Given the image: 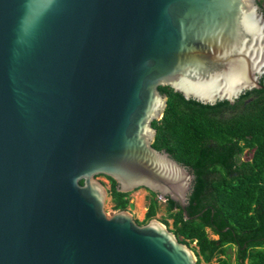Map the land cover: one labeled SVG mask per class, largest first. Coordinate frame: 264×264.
<instances>
[{"label": "water", "instance_id": "water-1", "mask_svg": "<svg viewBox=\"0 0 264 264\" xmlns=\"http://www.w3.org/2000/svg\"><path fill=\"white\" fill-rule=\"evenodd\" d=\"M257 0H0V264H195L107 189L185 206L194 174L152 143L167 101L261 88ZM205 210V209H203Z\"/></svg>", "mask_w": 264, "mask_h": 264}, {"label": "trees", "instance_id": "trees-1", "mask_svg": "<svg viewBox=\"0 0 264 264\" xmlns=\"http://www.w3.org/2000/svg\"><path fill=\"white\" fill-rule=\"evenodd\" d=\"M257 2L264 13V0ZM260 83L261 88L246 90L233 103L167 101L161 118L151 123L156 130L153 147L194 174L185 209L188 216L202 213L186 218L174 201L165 202V209L178 240L188 246L195 242V264L213 259L216 264H264L263 77ZM245 149L251 157L241 160ZM107 179L112 208L126 209L130 192L118 191L115 180ZM157 207L151 196L140 223L150 220ZM207 228L218 238L209 237ZM231 244L236 246L235 261L228 253Z\"/></svg>", "mask_w": 264, "mask_h": 264}, {"label": "rangeland", "instance_id": "rangeland-1", "mask_svg": "<svg viewBox=\"0 0 264 264\" xmlns=\"http://www.w3.org/2000/svg\"><path fill=\"white\" fill-rule=\"evenodd\" d=\"M262 77L264 78V74L262 75ZM250 157H251V151H244V153L242 154L243 159H249ZM94 178L96 180L101 181L104 184L105 188L107 189V193H106V196L104 198V203L106 205V208H107L109 214L112 215L113 213L119 211V210H114L112 208L111 196L108 193L109 188H110L109 180L105 177H101V176H97V175H95ZM150 197H151L150 195H147V194H145V193H143L137 189L133 190L129 194V199H130L129 202L132 201L134 203V208L131 210V213L133 215V218L139 224H141L140 222H143V220L146 217L147 206L150 202ZM157 202H158V200H157ZM142 211H143V213H142ZM152 218H155L161 222L164 219L167 222V227L170 229L172 228V218H170L167 215V211L165 209V203L158 202V207L156 208V212ZM206 230L208 232L209 237H211V238L217 237L216 235H214L212 233V231L209 228H207ZM193 246H195V242H193L190 247H193ZM228 253L231 256V260L235 261L236 248L235 247L229 248ZM201 264H204V263L201 262ZM210 264H216V260L213 259Z\"/></svg>", "mask_w": 264, "mask_h": 264}, {"label": "flooded vegetation", "instance_id": "flooded-vegetation-1", "mask_svg": "<svg viewBox=\"0 0 264 264\" xmlns=\"http://www.w3.org/2000/svg\"><path fill=\"white\" fill-rule=\"evenodd\" d=\"M262 78V77H261ZM261 78H260V80H261ZM244 151H249V150H247V149H245ZM244 153V152H243ZM241 160H246V159H243L242 158V155H241ZM187 167V166H186ZM188 169H190L189 167H187ZM190 171L192 172V170L190 169ZM193 173V172H192ZM213 233V232H212ZM214 235H216L217 237L216 238H218V234H215V233H213ZM226 246H227V244H226ZM231 247H235L236 248V246L234 245V244H231L230 245V247L229 248H231ZM236 256V255H235Z\"/></svg>", "mask_w": 264, "mask_h": 264}, {"label": "built area", "instance_id": "built-area-1", "mask_svg": "<svg viewBox=\"0 0 264 264\" xmlns=\"http://www.w3.org/2000/svg\"><path fill=\"white\" fill-rule=\"evenodd\" d=\"M157 200H158V202L165 203V201H162V200H160V199H157Z\"/></svg>", "mask_w": 264, "mask_h": 264}, {"label": "bare ground", "instance_id": "bare-ground-1", "mask_svg": "<svg viewBox=\"0 0 264 264\" xmlns=\"http://www.w3.org/2000/svg\"><path fill=\"white\" fill-rule=\"evenodd\" d=\"M142 213H143V211H142Z\"/></svg>", "mask_w": 264, "mask_h": 264}, {"label": "clouds", "instance_id": "clouds-1", "mask_svg": "<svg viewBox=\"0 0 264 264\" xmlns=\"http://www.w3.org/2000/svg\"><path fill=\"white\" fill-rule=\"evenodd\" d=\"M264 79V78H263Z\"/></svg>", "mask_w": 264, "mask_h": 264}]
</instances>
